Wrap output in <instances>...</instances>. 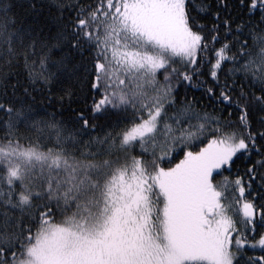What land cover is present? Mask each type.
Wrapping results in <instances>:
<instances>
[{
    "label": "snow or ice",
    "instance_id": "obj_1",
    "mask_svg": "<svg viewBox=\"0 0 264 264\" xmlns=\"http://www.w3.org/2000/svg\"><path fill=\"white\" fill-rule=\"evenodd\" d=\"M0 113V264H264V0H0Z\"/></svg>",
    "mask_w": 264,
    "mask_h": 264
},
{
    "label": "trees",
    "instance_id": "obj_2",
    "mask_svg": "<svg viewBox=\"0 0 264 264\" xmlns=\"http://www.w3.org/2000/svg\"><path fill=\"white\" fill-rule=\"evenodd\" d=\"M6 2H9L13 5H21L25 3V0H6ZM82 3H87L88 0H81ZM13 12H15L17 14V22L19 23L21 20H24L25 22H30L31 21V16L30 15H25L24 10L20 7H14L12 9ZM55 28L53 27L51 29V32L54 33ZM227 39H231V36L227 37ZM224 37L223 34H221V42H223ZM216 47H219V44L216 45ZM175 67H178L181 71H183V67L182 65L178 62L176 65H174ZM229 67V65L225 64L224 66V70L226 71L227 68ZM83 71V69H81V72ZM162 78V77H161ZM201 79H203V77H201ZM220 79L221 81L224 80V72L222 71L220 74ZM69 84H72L74 87H79V85L74 84V82L72 80H70L69 78L65 77L64 79V86H68ZM173 86L177 91V94L179 96H184L187 95L189 98L192 97H196L198 99V103L196 105V107L199 108V110L201 111V114H203L204 112H207L209 114V116L215 117V116H221V117H227L228 116V112L226 110L221 111V109L223 108L222 104H215V102L208 96L202 95L204 89L203 88H193L189 85H187L186 82L181 81L179 84L176 83V78L173 79ZM55 91V90H54ZM219 92V89H217V93ZM59 94V93H57ZM41 97L39 95H37V101H40ZM43 103L45 105L48 104L47 100H44ZM65 108L63 110L62 116L63 118L67 119L70 114H71V109L76 107V104H72L71 107H68V102L67 100H65ZM60 110V105L56 104L53 107H49L48 111L49 112H54V111H59ZM238 115V113H236L235 115H233L232 117H230L231 119L235 120L236 116ZM0 117H3V114L0 113ZM61 117L58 115L57 119H60ZM20 135L22 137H27L29 135H32L31 133H28L25 129L21 128L20 130ZM95 135V133H93ZM4 135V132L2 130V126H0V138H2ZM84 139H87V137H84ZM23 143H27L26 139H22ZM206 142V141H205ZM42 143L45 145V150L47 147H52V143L49 142L47 139L42 140ZM199 149V143H196V146L193 148V150H198ZM95 150V149H93ZM177 152L179 154L174 153V159H172L171 163L174 165L175 163H177L179 161V159L182 158L183 153L180 152L179 150H177ZM76 155L79 156V152H76ZM165 166H171L166 164ZM237 166H239L241 169L244 167V165L241 163V161H236V164L233 165V168L231 169L232 172H235L237 170ZM223 175H229L228 171H224ZM221 177L220 176H216V180H220ZM249 255H260L261 253L259 252V250H255V252L253 251H249L248 253Z\"/></svg>",
    "mask_w": 264,
    "mask_h": 264
}]
</instances>
